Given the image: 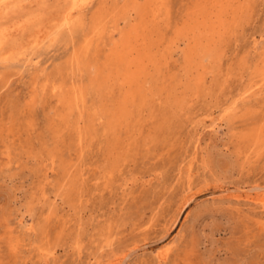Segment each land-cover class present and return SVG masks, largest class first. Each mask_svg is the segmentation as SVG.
<instances>
[{
  "label": "rangeland",
  "instance_id": "rangeland-1",
  "mask_svg": "<svg viewBox=\"0 0 264 264\" xmlns=\"http://www.w3.org/2000/svg\"><path fill=\"white\" fill-rule=\"evenodd\" d=\"M74 1L0 0V264H264V0Z\"/></svg>",
  "mask_w": 264,
  "mask_h": 264
},
{
  "label": "bare ground",
  "instance_id": "bare-ground-1",
  "mask_svg": "<svg viewBox=\"0 0 264 264\" xmlns=\"http://www.w3.org/2000/svg\"><path fill=\"white\" fill-rule=\"evenodd\" d=\"M134 2H136V0H134ZM81 4H84V0H75L73 5H75V9L79 11L82 9ZM202 5H198V11L202 8ZM73 12L74 11H71L67 15L68 19ZM134 34V31L127 34L125 33L120 41L121 44H117L119 45H116L117 47L115 46L116 48L113 52L111 51L112 54L110 53V57L108 56L109 58H106L100 64H93V71H88L87 82L91 89H98L100 91V89L104 88V85H106L105 82L108 79L117 80L116 83L123 88V91L120 94V100L116 102L115 109L110 114L109 124L113 123L111 125H115L114 123L122 117L126 110V106L131 102V98H142L141 79L145 73L143 67L145 55L142 49L137 48L135 44L136 39H134L133 36ZM134 51L136 52L135 54H133ZM151 59L152 58H150L149 61ZM259 199L261 198L259 197Z\"/></svg>",
  "mask_w": 264,
  "mask_h": 264
}]
</instances>
